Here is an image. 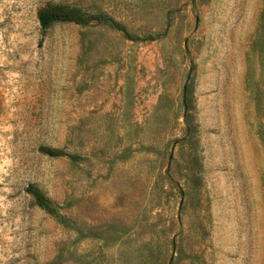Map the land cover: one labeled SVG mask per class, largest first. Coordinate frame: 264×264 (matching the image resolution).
Instances as JSON below:
<instances>
[{
    "label": "rangeland",
    "instance_id": "374dc122",
    "mask_svg": "<svg viewBox=\"0 0 264 264\" xmlns=\"http://www.w3.org/2000/svg\"><path fill=\"white\" fill-rule=\"evenodd\" d=\"M0 264H264V0H0Z\"/></svg>",
    "mask_w": 264,
    "mask_h": 264
},
{
    "label": "trees",
    "instance_id": "16d2710c",
    "mask_svg": "<svg viewBox=\"0 0 264 264\" xmlns=\"http://www.w3.org/2000/svg\"><path fill=\"white\" fill-rule=\"evenodd\" d=\"M100 14L86 12L76 6L63 2H45L37 9V20L41 29H46L55 21H72L81 25L91 23L93 20H100ZM108 19L114 21L112 18ZM38 149L41 152L55 155L60 150L47 145H40ZM25 191L31 196L32 200L39 206L53 211L55 209L54 202L49 198L36 184L28 183Z\"/></svg>",
    "mask_w": 264,
    "mask_h": 264
}]
</instances>
